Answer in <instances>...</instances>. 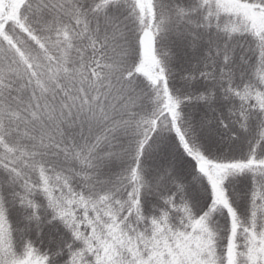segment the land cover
<instances>
[{
  "label": "snow or ice",
  "instance_id": "snow-or-ice-1",
  "mask_svg": "<svg viewBox=\"0 0 264 264\" xmlns=\"http://www.w3.org/2000/svg\"><path fill=\"white\" fill-rule=\"evenodd\" d=\"M0 264H264V0H0Z\"/></svg>",
  "mask_w": 264,
  "mask_h": 264
}]
</instances>
